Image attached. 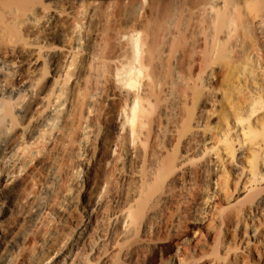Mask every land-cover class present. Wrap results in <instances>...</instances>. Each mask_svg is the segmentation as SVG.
<instances>
[{
	"label": "bare ground",
	"instance_id": "6f19581e",
	"mask_svg": "<svg viewBox=\"0 0 264 264\" xmlns=\"http://www.w3.org/2000/svg\"><path fill=\"white\" fill-rule=\"evenodd\" d=\"M158 253L264 264V0H0V264Z\"/></svg>",
	"mask_w": 264,
	"mask_h": 264
},
{
	"label": "rangeland",
	"instance_id": "374dc122",
	"mask_svg": "<svg viewBox=\"0 0 264 264\" xmlns=\"http://www.w3.org/2000/svg\"><path fill=\"white\" fill-rule=\"evenodd\" d=\"M125 88H127V87H123L122 90H125ZM120 119H121V117L119 116L118 120H120ZM126 127H127V123L124 126V130H125ZM124 130H121V132H123ZM132 146L133 145H132V142H131L130 147L132 148ZM198 227H199V224H197L195 222H193V223L189 222L188 230L185 233V236L191 238L192 235H193V230L197 229ZM164 245L165 246L169 245V246H171V248H173V245L170 242H165ZM161 253H162V255H165L166 251H163ZM136 260H135V264H159V253L157 254V257H154V255H152V254H148V256H147V254L145 256L139 255V257Z\"/></svg>",
	"mask_w": 264,
	"mask_h": 264
}]
</instances>
